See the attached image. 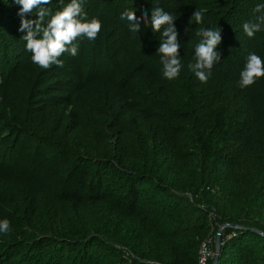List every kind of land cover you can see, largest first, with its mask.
Instances as JSON below:
<instances>
[{
    "label": "trees",
    "instance_id": "trees-1",
    "mask_svg": "<svg viewBox=\"0 0 264 264\" xmlns=\"http://www.w3.org/2000/svg\"><path fill=\"white\" fill-rule=\"evenodd\" d=\"M258 4L85 0L101 31L43 69L18 30L20 6L0 0V221H10L0 264H198L219 231L217 264H264V77L239 84L249 53L264 59V29L248 37L242 27ZM156 7L175 18L173 80ZM125 11L147 13L138 33ZM201 28L221 29L207 83L188 68Z\"/></svg>",
    "mask_w": 264,
    "mask_h": 264
},
{
    "label": "clouds",
    "instance_id": "clouds-1",
    "mask_svg": "<svg viewBox=\"0 0 264 264\" xmlns=\"http://www.w3.org/2000/svg\"><path fill=\"white\" fill-rule=\"evenodd\" d=\"M50 2L51 0H13V3L20 6L17 13L21 18L18 30L26 33L22 36L26 41V50L32 54V62L43 69L53 65L63 67L60 57L65 53L75 57L79 49L77 41L80 38L94 40L102 28L99 18L93 17L90 20L87 18L84 11L85 0H68L62 9L55 12L41 8ZM34 9L37 10L38 19H27V14L32 13ZM254 12L260 13L256 22H246L242 26L248 37L264 29V4H258ZM203 16L204 10H196L192 19L201 24ZM121 19L127 20L131 32L138 33L141 30L140 20L147 23L148 16L145 12L138 20L135 11H125L121 14ZM151 24L153 30L161 33L163 37L157 50L163 66V75L168 80L176 79L180 75L182 64L175 18L162 8L156 7L151 11ZM185 32H188V28ZM220 33L219 28H201L197 33L202 39L195 47L194 63H190L188 68L202 83H207L214 65L220 62V53L216 51L221 43ZM262 77L264 59L254 52L249 53L240 72V87H250ZM9 230L10 221L8 219L0 221V233L7 234Z\"/></svg>",
    "mask_w": 264,
    "mask_h": 264
},
{
    "label": "built area",
    "instance_id": "built-area-1",
    "mask_svg": "<svg viewBox=\"0 0 264 264\" xmlns=\"http://www.w3.org/2000/svg\"><path fill=\"white\" fill-rule=\"evenodd\" d=\"M212 245H217V241L216 240L213 241L209 239L207 242H204L203 244H201L200 249H199L198 264H207L209 260L215 258L216 253L211 250Z\"/></svg>",
    "mask_w": 264,
    "mask_h": 264
},
{
    "label": "water",
    "instance_id": "water-1",
    "mask_svg": "<svg viewBox=\"0 0 264 264\" xmlns=\"http://www.w3.org/2000/svg\"><path fill=\"white\" fill-rule=\"evenodd\" d=\"M219 243H220V231L219 233L217 234V245H216V257L214 259V263L213 264H217L218 262V254H219Z\"/></svg>",
    "mask_w": 264,
    "mask_h": 264
}]
</instances>
